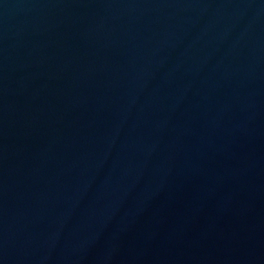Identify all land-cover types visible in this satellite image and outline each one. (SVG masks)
I'll list each match as a JSON object with an SVG mask.
<instances>
[{"label": "water", "instance_id": "1", "mask_svg": "<svg viewBox=\"0 0 264 264\" xmlns=\"http://www.w3.org/2000/svg\"><path fill=\"white\" fill-rule=\"evenodd\" d=\"M0 264H264V0H0Z\"/></svg>", "mask_w": 264, "mask_h": 264}]
</instances>
